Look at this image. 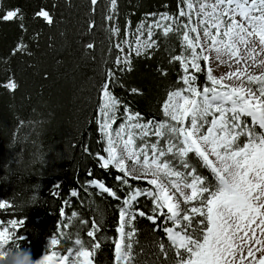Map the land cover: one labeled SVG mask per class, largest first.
Returning <instances> with one entry per match:
<instances>
[{"label":"trees","instance_id":"1","mask_svg":"<svg viewBox=\"0 0 264 264\" xmlns=\"http://www.w3.org/2000/svg\"><path fill=\"white\" fill-rule=\"evenodd\" d=\"M178 3L117 0L113 9L110 0L95 4L92 0H0V200L11 204L0 209V221H17L11 236L34 260L56 236L60 243L55 249L63 254L76 239L90 250L92 243L99 242L93 263L115 264L113 240L129 189L116 179L121 172L101 167L99 156L105 155L106 147L98 130L101 86L115 70L110 91L121 101L120 109L126 105L145 121L164 119L161 105L167 93L182 86L178 85L180 62H169L180 54V40L155 29L156 47L139 55L129 53V63L120 65L115 63L119 50L114 44L134 35L144 20L164 13L175 16ZM15 10L17 17L2 19ZM41 10L49 13L52 23L37 16ZM18 45L21 51H15ZM196 75L198 85L207 83L206 70ZM10 81L15 89L7 87ZM189 163L207 183H215L211 170L194 154ZM128 179L135 188L148 187ZM93 180L103 182L121 199L89 186ZM135 208L150 215L153 204L148 197H138ZM93 222L100 229L95 241L87 235ZM61 223L65 227L59 229ZM133 225L141 264H175V253L162 255L157 246L169 243L163 230L154 231L146 217L137 216Z\"/></svg>","mask_w":264,"mask_h":264},{"label":"snow or ice","instance_id":"2","mask_svg":"<svg viewBox=\"0 0 264 264\" xmlns=\"http://www.w3.org/2000/svg\"><path fill=\"white\" fill-rule=\"evenodd\" d=\"M116 2L110 0L113 9ZM17 16L18 10L7 11L2 19ZM37 16L52 23L45 10ZM155 29L165 36L172 33L181 43L180 54L169 62H180L183 72L178 85L182 86L167 93L161 105L164 119L145 121L126 105L118 117L121 101L110 91L115 70L101 86L98 130L107 153V159L99 156L101 167L112 165L123 173L116 179L129 189L119 209L114 262L141 264L134 249L138 241L133 225L140 216L153 223L154 231H164L169 243L165 246L159 242L157 246L165 256L173 251L175 264H237V260L264 264V0H179L175 16L159 14L158 19L140 25L134 35L139 44L137 55L156 47ZM112 31L118 34L120 30ZM141 36L147 38L141 41ZM126 43L125 36L114 47L123 53ZM15 51H21V46ZM210 60L233 70L214 76L208 66ZM115 63L129 61L117 56ZM204 70L207 83L198 85L196 73ZM233 79L239 84L225 82ZM7 87L15 89L16 84L10 81ZM121 118L123 122L117 123ZM190 154L211 170L214 184L207 183L191 167ZM128 178L145 179L152 187L135 188ZM90 183L121 199L103 182ZM138 197L151 199L152 214L135 208ZM7 207L11 204L0 200V209ZM16 228L15 219L0 221V248L10 244L21 247L11 236ZM99 230L93 222L87 235L95 241ZM59 243L56 236L51 238L52 246ZM99 246V242L92 243L90 250L76 239L67 255L52 251L43 256L42 264H93ZM256 252L261 253L258 262Z\"/></svg>","mask_w":264,"mask_h":264},{"label":"rangeland","instance_id":"3","mask_svg":"<svg viewBox=\"0 0 264 264\" xmlns=\"http://www.w3.org/2000/svg\"><path fill=\"white\" fill-rule=\"evenodd\" d=\"M159 18V16H157L155 19H158ZM151 21L152 20H150V21H148L147 20V22H146V20H144L141 24H145V25H147V24H149V23H151ZM140 24V25H141ZM140 27V26H139ZM138 27V28H139ZM137 28V29H138ZM135 34H137V30L135 31V33H134V35ZM134 35L133 34H128L126 37H127V40H128V42L129 43H126V44H123V47H124V52L123 53H121L120 51H119V56L122 58V59H127V61L129 60V53H135L136 54V48L137 47H139V44L135 41V39H134ZM147 37L146 36H141L140 37V40L141 41H143V40H145ZM118 43H121V41H117L116 42V44H118ZM130 45V46H129ZM119 50V49H118ZM142 52H145L144 50H142L141 51V53ZM209 67H211L212 68V74L214 75V76H217V77H219V76H222V75H225L226 73H228L229 71H232L233 69H230L227 65H224V64H217V63H215V62H212L211 60L209 61V65H208ZM226 83H230V84H239V81H237V80H235V79H233V80H231V81H225ZM121 113H123V110L122 109H120V112H118L117 113V116L118 117H120L121 116ZM100 120V117H99V115H98V121ZM123 122V120H122V118L121 119H119L118 120V122L117 123H122ZM116 125H113V127H115ZM101 133V132H100ZM102 134V133H101ZM104 139V138H103ZM106 144V143H105ZM104 157H105V159H107V153L105 152V155H104ZM101 163H103V161L101 160ZM109 166H111L112 167V165H109ZM129 167H131V164L129 163ZM114 168V167H113ZM114 169H116V168H114ZM117 170V169H116ZM118 171V170H117ZM136 173H133V175H135ZM122 175H123V173H122ZM97 181V180H96ZM138 181H141V182H144L145 184L147 183V181L145 180V179H140V180H138ZM100 182V181H99ZM148 184V183H147ZM89 186H91V187H94L97 191H100V192H104L102 189H100L96 184H92V183H89ZM152 187V185H149L148 184V187H146L145 189H149V188H151ZM105 193V192H104ZM108 194V193H107ZM109 195V194H108ZM112 197V196H111ZM122 206H123V200H122ZM63 217H64V214H63ZM58 227H59V229H61V228H63V227H65V225L64 224H59L58 225ZM12 233L13 232H11V235H12ZM118 234V233H117ZM52 238V237H51ZM51 238L49 239V242H48V249H47V251H45V252H43L42 253V255L40 256V257H43L44 255H46V254H50L52 251H56L57 253H58V255H67L68 253H67V250H65V251H63V252H65L64 254L63 253H61L62 251L61 250H59V249H55V246H52L51 244H50V241H51ZM73 244H74V242H73ZM72 247H74V246H72ZM72 247H70V248H72ZM253 247H256L255 245L253 246ZM69 249V248H68ZM255 258H256V261L258 262L259 261V258H260V256H261V253L260 252H256L255 254ZM39 257V258H40ZM38 258V259H39ZM246 261H247V258H246ZM237 264H246V262L245 261H240V260H237ZM247 264H252V262L251 261H247Z\"/></svg>","mask_w":264,"mask_h":264},{"label":"clouds","instance_id":"4","mask_svg":"<svg viewBox=\"0 0 264 264\" xmlns=\"http://www.w3.org/2000/svg\"><path fill=\"white\" fill-rule=\"evenodd\" d=\"M42 261L43 257L34 260L30 251L21 247L8 245L0 248V264H42Z\"/></svg>","mask_w":264,"mask_h":264}]
</instances>
